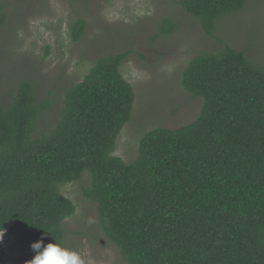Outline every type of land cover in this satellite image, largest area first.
Returning <instances> with one entry per match:
<instances>
[{
  "label": "trees",
  "instance_id": "trees-1",
  "mask_svg": "<svg viewBox=\"0 0 264 264\" xmlns=\"http://www.w3.org/2000/svg\"><path fill=\"white\" fill-rule=\"evenodd\" d=\"M248 1L175 2L215 38L216 19ZM5 20L0 5V27ZM85 24H69L73 42ZM174 27L163 18L159 34ZM128 54L100 56L63 89L59 119L43 134L32 136L48 103H37L31 81L0 103V232L64 245L75 206L60 186L88 173L83 195L126 264H264V66L229 45L192 57L181 87L203 99L199 114L146 131L126 162L112 153L135 100L120 71Z\"/></svg>",
  "mask_w": 264,
  "mask_h": 264
},
{
  "label": "rangeland",
  "instance_id": "rangeland-1",
  "mask_svg": "<svg viewBox=\"0 0 264 264\" xmlns=\"http://www.w3.org/2000/svg\"><path fill=\"white\" fill-rule=\"evenodd\" d=\"M175 1L0 0L6 13L0 27V103L9 101L14 84L31 81L37 103H48L32 136L43 134L59 119L63 89L79 82L100 56L129 52L120 71L135 100L112 154L132 161L146 131L177 128L199 114L203 99L181 87L184 66L192 57L229 45L264 66V0H250L240 11L217 18L215 38L205 35L198 21ZM80 17L85 30L73 42L69 24ZM163 18L175 23L167 35L159 34ZM89 183L90 176L84 173L60 186L75 206L63 222L64 246L80 252L86 264H126L118 248L106 240L95 203L83 195ZM4 239L9 251L0 264H25L32 258V241L4 234L0 243Z\"/></svg>",
  "mask_w": 264,
  "mask_h": 264
},
{
  "label": "clouds",
  "instance_id": "clouds-1",
  "mask_svg": "<svg viewBox=\"0 0 264 264\" xmlns=\"http://www.w3.org/2000/svg\"><path fill=\"white\" fill-rule=\"evenodd\" d=\"M4 231L0 232V239L4 234H8ZM45 240L46 236L42 235L30 244L33 256L25 264H86L83 255L77 250L66 247L54 239L47 242ZM4 243L5 239L0 243V257H4L9 251Z\"/></svg>",
  "mask_w": 264,
  "mask_h": 264
}]
</instances>
